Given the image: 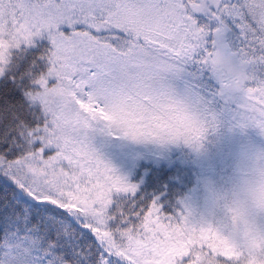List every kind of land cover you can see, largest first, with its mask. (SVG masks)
Here are the masks:
<instances>
[{
  "label": "snow or ice",
  "instance_id": "6c2138e0",
  "mask_svg": "<svg viewBox=\"0 0 264 264\" xmlns=\"http://www.w3.org/2000/svg\"><path fill=\"white\" fill-rule=\"evenodd\" d=\"M222 123L264 136V0H0V264H264L147 191Z\"/></svg>",
  "mask_w": 264,
  "mask_h": 264
},
{
  "label": "rangeland",
  "instance_id": "374dc122",
  "mask_svg": "<svg viewBox=\"0 0 264 264\" xmlns=\"http://www.w3.org/2000/svg\"><path fill=\"white\" fill-rule=\"evenodd\" d=\"M264 149V136L254 128L241 130L227 123L205 134L199 151L175 146L164 162L190 165L197 169L198 180L184 203L198 213H205L211 205L212 195H223L231 190L236 170L244 155Z\"/></svg>",
  "mask_w": 264,
  "mask_h": 264
},
{
  "label": "clouds",
  "instance_id": "9594fccd",
  "mask_svg": "<svg viewBox=\"0 0 264 264\" xmlns=\"http://www.w3.org/2000/svg\"><path fill=\"white\" fill-rule=\"evenodd\" d=\"M206 213L229 238L264 243V149L242 157L231 190L213 194Z\"/></svg>",
  "mask_w": 264,
  "mask_h": 264
},
{
  "label": "trees",
  "instance_id": "16d2710c",
  "mask_svg": "<svg viewBox=\"0 0 264 264\" xmlns=\"http://www.w3.org/2000/svg\"><path fill=\"white\" fill-rule=\"evenodd\" d=\"M163 171L167 173L164 180L159 181L155 187L148 188L153 193L157 188L169 197L170 203L184 201L188 193L195 188L198 180L197 169L190 165H179L162 161ZM160 167V165H156ZM148 170H142L141 175L146 176Z\"/></svg>",
  "mask_w": 264,
  "mask_h": 264
}]
</instances>
